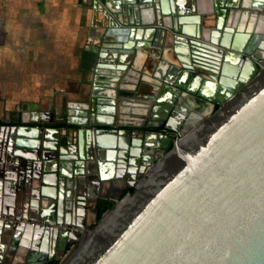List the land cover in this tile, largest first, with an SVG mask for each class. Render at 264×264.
<instances>
[{
    "label": "water",
    "instance_id": "obj_1",
    "mask_svg": "<svg viewBox=\"0 0 264 264\" xmlns=\"http://www.w3.org/2000/svg\"><path fill=\"white\" fill-rule=\"evenodd\" d=\"M153 1L137 0L138 16L115 20L171 35L168 67L180 75L139 74L112 95L92 94L76 107L84 113L66 114L64 138L53 120L21 118L20 140L0 143V177L12 181L0 229L17 225L35 243L62 225L56 264H264V0H214L212 9L194 0L188 20L199 30L172 16L167 0ZM248 35L257 47L244 45ZM208 105L218 108L202 119ZM101 182L134 191L120 189L97 220ZM54 209L63 219L50 218ZM17 233L4 264L23 250ZM23 256L22 264H48L46 255Z\"/></svg>",
    "mask_w": 264,
    "mask_h": 264
},
{
    "label": "crops",
    "instance_id": "obj_2",
    "mask_svg": "<svg viewBox=\"0 0 264 264\" xmlns=\"http://www.w3.org/2000/svg\"><path fill=\"white\" fill-rule=\"evenodd\" d=\"M158 1L154 0L153 4L158 5ZM213 4L214 0H199L204 9H212ZM166 5L172 16L186 19L187 27L199 30V20H188L197 16L194 0H167ZM140 6L137 0H0V143L6 136L20 140L17 133L21 118L30 120L40 115L44 120L39 125L53 120L52 126L60 129L61 138L64 134L70 136L69 130L62 129L69 127L64 123L66 114L79 111L76 107L87 102L92 94L112 95L116 86L124 88L130 81H136L139 74L153 81H158L157 76L178 77V69L173 72L172 66L168 67L172 47L177 43L171 35L154 29L145 33L142 27L122 26L115 20V16L123 21L138 16ZM151 15L153 19L156 17L155 9L154 13L151 10ZM249 18L245 20L248 22ZM232 19L227 13L222 21L229 24ZM239 20L240 15L236 22ZM252 27H262L259 16L253 18ZM248 36L245 46L255 42L253 35ZM119 38L123 41L119 42ZM259 42L253 46L257 47ZM164 92L170 95V89ZM142 146L141 149H145L144 142ZM112 164L113 169L108 168V172L118 170V163ZM11 188L12 181L0 177L1 201ZM95 188L100 203L113 201L120 189L126 193L129 186L127 182L124 185L101 182ZM90 203L88 201V205ZM90 210L87 207L86 216L84 214L87 223L94 218ZM50 218L57 220L63 216L54 209ZM62 228L55 224L52 229H57L56 233L52 230L43 234L35 243L27 239L17 225L0 229V264L6 261V247L16 232V245L23 250L14 258L8 257L11 263L22 264L23 255L29 254L38 263L43 262L46 255L49 264L60 255L57 242L61 240Z\"/></svg>",
    "mask_w": 264,
    "mask_h": 264
},
{
    "label": "flooded vegetation",
    "instance_id": "obj_3",
    "mask_svg": "<svg viewBox=\"0 0 264 264\" xmlns=\"http://www.w3.org/2000/svg\"><path fill=\"white\" fill-rule=\"evenodd\" d=\"M237 17H239V15H237ZM199 106V105H198ZM216 106H217V108H218V105H214L213 107L212 106H210V105H208V106H205L203 109H204V114H203V116H202V119H203V117H206L207 115H209L210 113H212L213 111H215L217 108H216ZM202 106H199V108H201ZM189 118H192L191 120L192 121H196L195 120V118L196 117H198L199 116V114L197 113V112H194L193 111V114L192 113H190L189 115ZM199 121H198V118H197V122L196 123H198ZM154 156V155H153ZM98 205H99V203H98ZM90 208L92 209V206H90ZM85 216H86V214H85ZM85 218V217H84ZM86 221V220H85ZM93 223H94V218H93V220H91L90 222H88L87 223V221H86V227L87 228H90V227H92V225H93Z\"/></svg>",
    "mask_w": 264,
    "mask_h": 264
},
{
    "label": "trees",
    "instance_id": "obj_4",
    "mask_svg": "<svg viewBox=\"0 0 264 264\" xmlns=\"http://www.w3.org/2000/svg\"><path fill=\"white\" fill-rule=\"evenodd\" d=\"M217 108V106H216ZM134 191V188H129L127 190V192H133ZM113 201H100L99 205H98V209H97V213H96V219L98 220L101 215L108 209L110 208L112 205H113ZM57 261L56 260H53V261H50L49 264H56Z\"/></svg>",
    "mask_w": 264,
    "mask_h": 264
}]
</instances>
